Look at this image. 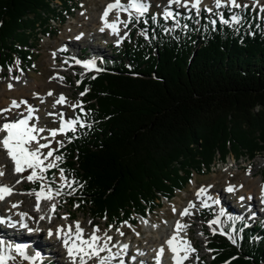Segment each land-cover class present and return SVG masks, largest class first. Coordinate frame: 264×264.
<instances>
[{"label": "trees", "instance_id": "1", "mask_svg": "<svg viewBox=\"0 0 264 264\" xmlns=\"http://www.w3.org/2000/svg\"><path fill=\"white\" fill-rule=\"evenodd\" d=\"M75 1L0 0V65L30 62L34 41L51 19L65 22ZM233 11L224 9L228 24L217 11H183L178 23L148 12L133 21L144 34L134 26L100 71L75 69L84 127L67 133L62 160L48 171L56 180L63 169L72 183L61 203L111 224L136 223L214 164L264 154V11L241 9L239 23ZM232 227L228 218L227 233ZM235 234V244L210 234L213 263L264 264V222Z\"/></svg>", "mask_w": 264, "mask_h": 264}, {"label": "rangeland", "instance_id": "2", "mask_svg": "<svg viewBox=\"0 0 264 264\" xmlns=\"http://www.w3.org/2000/svg\"><path fill=\"white\" fill-rule=\"evenodd\" d=\"M112 2L113 0H76L75 1L76 5L75 7H73L71 15L67 17L66 22H64L63 24H60L58 21L53 22L52 23L53 25L49 26V29L51 31L48 33V35L40 34L39 37L41 38L39 40L34 41V45H32L33 46L32 51L34 54L31 55L32 60L30 62L28 60L20 61L17 59L14 66H12L9 69H4L3 67H0V88H3L4 85L14 81L15 77H19V79H15L17 81L23 78L25 80H28V84H30V81L44 82L51 79L53 81L55 80L56 82H58L59 86L61 87L60 90H66L69 95L67 98L68 101L64 103L65 108H61V115H63L62 117L60 118L56 117V114L52 112H49L52 113V115H49V113H47L45 118H42V116L40 117L38 113H34L33 115L32 123L35 124L36 127L40 125L38 123L41 119H46L44 122L45 126L41 127L45 129V131L42 133H38L39 142L47 143L48 140L52 141L50 148L41 149L42 153L46 154L49 150L55 149L56 151L54 152V156H57V151L60 150V148L63 147L67 142V138L65 134L67 132H70L71 130H68L65 133H58L55 138H52L50 136V130L58 129L61 126L63 120L66 121L71 119H77L79 117L78 114L81 112V108L83 109V100L85 97L81 95V93L79 92L78 89L79 80H77L75 77L74 68L79 67L86 72L92 69H86L85 67H83V63L76 64L75 60L77 59L79 60V57L77 56L90 58L94 55L96 58L98 57L110 58L116 55L117 52L120 51V48L123 47L122 46L123 43H121L118 46L116 45L119 39L121 38L124 39V37L125 39H127L128 32L131 30L132 22L128 24L127 28H125L123 24H121L122 31L120 34H122V37H119L117 35L118 40L115 39L116 37H114V39L110 38L111 35L109 32H105L103 34L96 33L97 32L96 28H98L97 26H99L100 23L96 24V22L93 21V18L98 14H103V12L106 9V6ZM121 2L127 4L129 0H121ZM148 3H149L148 12L153 13L155 17L161 15L163 10L166 7H169L168 0H148ZM192 3H194V0H191V2L188 3L186 7H181L179 5L173 4L170 6V9L174 13H177L178 9L185 11L196 10L195 8L192 7ZM237 3L241 4L242 7L240 8L233 7L234 8L232 14L233 16H235V14H238L240 12L239 10L247 7H252L254 9H260L264 11V0H237ZM58 5H60V3ZM227 5L230 4L224 2V5L217 7L215 5V0H202L199 13L202 12V9L211 8L212 11L218 10V12L221 14ZM236 9H238V11H235ZM110 16L111 17L109 18V20H113L114 17L117 18L118 16L122 21L128 20V14L123 11L115 10L112 12V14H110ZM141 18H145V17H141ZM169 20H175V19H169ZM139 22L140 20L138 21V23ZM137 32L139 33L141 31H137ZM75 33H79L81 35L83 34L82 35L83 39L78 41V43L76 44V48H72L73 44H70L72 43V40H69L68 43V39H74ZM86 35H90L89 38ZM64 44L67 45L66 46L67 48L72 50V52L69 53V57L73 59L71 62L67 60L68 59L67 56L62 55L63 54L62 51L58 52L59 49H63L62 46L60 45H64ZM84 49H87V52H85ZM81 51H84L85 54L82 55ZM86 53L88 54V56L86 55ZM54 56L55 57L57 56L59 60L57 65L56 64L51 65L49 63V59L53 58ZM54 69L63 70L62 72L67 76L65 77L66 79H61L60 81H57V79L54 77L55 74ZM94 72H96V70ZM10 100H15L17 102L19 101L18 98H11ZM21 103L22 102H20V104ZM31 103H33L30 105L33 106V111H34V107L36 106L37 102L31 100ZM73 105H79V107H73ZM10 107L11 104L6 108H10ZM37 108L39 112H41L38 104H37ZM25 109H27L26 105H21V108L19 109L20 110L19 113L21 114L19 113L14 114L15 109H13L12 110L13 112L8 114L7 117L4 118L3 120L14 121L15 118L19 119L21 118L22 115H24L26 111ZM3 120H1V122ZM61 141L63 142V146H60L59 144V142ZM32 147H35V144H33ZM5 156L9 158L7 152L3 148L2 150L0 149V159ZM50 162H55L57 165L59 164V160L53 161V158L46 159L44 161V164L47 165ZM4 167H5V172H4L5 180H7L8 176H11L12 173H16L14 171V164L12 160H9L4 165ZM49 169H47L42 173V175L44 176V180H39V179L34 181L27 180L26 177L30 174L31 170H27L23 173H19V174L16 173V174L19 176L18 180L22 184L21 186L22 189L20 193L22 192L27 193L24 196L25 205L27 203L28 204L31 203L30 204L31 210L39 211L41 213L40 216L44 217L43 220L45 222L47 221L48 223L50 222L48 215H52L55 218L57 217L56 223L52 226L53 228H56L59 222L63 223L64 225L67 222H70L74 226L77 222L84 220V224L87 227V233L85 234V232H83V235L86 236L85 237L86 239L93 233L96 227H99L100 229L99 234L102 237L106 233L107 235L113 238L111 243L109 242L108 245L109 248L118 247L121 240L125 239L126 241L131 240L132 242H134V246L137 248L140 246L142 248L143 246V249H146L153 244L151 243L152 241L157 243L159 240H157L156 234L147 232L145 230L144 224L151 223L152 221L155 224H157L161 230H164L168 227V223L170 222V220H174L175 218L178 217L179 213L183 208L182 206H185L190 202H194L196 205L194 207L195 215L187 217V222H189L188 225L190 224L189 227L191 226L190 242L192 245L196 247V251H198L197 253L198 257H194L193 261H197L198 264H215L213 263V260L215 259L214 253L212 252L213 249L211 248V246L210 247L208 246L210 237L207 234L213 233V228L220 231V227H219V223L217 225L216 224L214 225L211 222L219 219L221 217L220 215L221 212L224 213L225 217L234 214L243 215V213L246 210V207L249 204L248 203L249 198L246 194H244V190L242 189V187L243 185L246 184L247 182L246 179H250L249 180L250 183L258 179H263L264 181V154H258L253 159L242 157L239 158L238 160H234L233 157H229L226 163L224 164L220 162L214 164L211 171H208L202 175H195L191 185L188 187V190L179 192V194L174 198H172L171 200H167L166 198H164L162 201V206L158 208L154 214H150L149 217L146 218H142L140 215H138L137 224L124 222L121 225H119V227H116L114 224L112 226L106 219L93 218L88 210L81 209L76 206H72L68 202L61 203L62 193H64L65 191L68 192V190L71 187H68L67 185L71 184L72 186V183L68 180V178L65 175L62 177L60 173L57 174L56 180L52 179L51 177H50L51 179H49L47 175V171ZM65 178H67V183L65 182ZM36 181L41 182L45 192H47L48 188L51 187L52 189L51 200L44 198H41V200L37 199L35 193L40 192L41 191L40 188H42V186L37 187L39 188V190L36 191L32 190V188L35 187ZM230 186L235 188L233 192L227 191L228 187ZM201 187L206 188V195L204 197H197L196 193ZM57 189H59L60 191L59 195H56ZM219 194H221V196ZM254 196L255 195H251V204H249L248 206L249 210L244 215V217L246 218L245 220L246 221L248 220L247 221L248 227H254L257 221L260 220L264 221V213L262 212L263 203L262 201L258 200L256 196L255 197ZM209 197H211V199H209ZM241 197H243V199H241ZM253 197L256 200L254 199L252 200ZM21 199L22 197L20 198L18 203L21 201ZM204 200L207 201L209 207H205L204 204H201V202ZM214 201H218V202L214 203ZM10 204L11 201L9 202V205ZM37 205L39 206V208H43L42 212L39 210V208L37 210ZM53 205H55V207L58 206V209L55 212V214H53L54 211L52 208ZM6 209H7V205L4 204L3 202H0L1 215L2 218L5 219L6 216L8 215ZM224 215H222V217ZM70 216L73 217L74 219L68 220V217ZM222 221L223 219L221 220V223ZM19 225L21 226V224ZM5 227L6 225L3 224L2 228L5 229ZM21 229L22 231L14 230L16 233L15 236L16 235L21 236L22 234L24 235L26 234L27 237L26 238L24 237L23 239L24 242H20L15 246L21 244H28L30 247H32V251L31 253L25 251V255H21L16 251H9L8 255L14 257V259L8 260L7 264H45L42 263V259L48 256V254H49L48 256L49 259H51L55 264H75L72 262L67 252L65 254L62 252L61 246L63 244L61 241L60 244L58 241L57 243H51V240L49 241L44 234L35 236L37 238L33 237L32 231L35 229V227L31 229H27V228L23 229L21 227ZM203 231H205V233L207 234H205ZM121 232H123V235H120ZM233 236L235 237V235ZM130 238H133V240ZM4 246H9V245H4ZM102 255L103 257L109 256L108 250L106 249L104 252H102ZM26 256L35 257V259L25 258ZM98 261L99 258L92 260L88 264H97Z\"/></svg>", "mask_w": 264, "mask_h": 264}, {"label": "snow or ice", "instance_id": "3", "mask_svg": "<svg viewBox=\"0 0 264 264\" xmlns=\"http://www.w3.org/2000/svg\"><path fill=\"white\" fill-rule=\"evenodd\" d=\"M191 0H168V6L166 7L161 15L164 19H175L174 12L170 9V6L175 4L179 5L181 7H186L188 3H190ZM202 0H194V3H192V7L196 9L197 12H199L200 5ZM225 3L230 4L231 7L234 8H240L242 7L241 4L237 3V0H224ZM215 4L217 7H220L222 4V0H215ZM123 11L128 14V20H120L119 16L117 17L116 21H109L108 17L109 15L114 11ZM207 11L211 12V8H207ZM149 11V3L148 0H129L127 4L122 3L121 0H113L112 3H109L106 6L105 11L102 14V19L104 22V26L99 29V31L104 32L105 29H110L112 34L119 35V25L123 24L125 28H127L128 24L131 23L133 20L139 21L141 17H144ZM221 20L223 23L228 24L229 20L224 19L223 15L220 14ZM232 21H235L239 23V18L236 16L231 17ZM215 23V21H213ZM177 26H179L177 24ZM81 37L78 36L76 39H80ZM119 43V41H118ZM55 55V54H54ZM76 64L83 63V67L86 69H96L97 71H100L96 67V61L93 59H89L88 61H80L75 60ZM15 79H19V77H15ZM12 85H9V88H11ZM84 93H81L83 95ZM48 95H52V92L50 91ZM66 101V97L61 94L59 99L55 101L56 104H64ZM23 104L27 105V101H22ZM73 107H79V105H73ZM20 108V102H17L15 100L12 101L11 107L6 109H0V118H3L5 113L12 112V109H19ZM29 113L32 112V109L29 108L27 110ZM81 111L83 109L81 108ZM19 115V114H18ZM49 115H52V113H49ZM33 120V117L31 115H22L21 118L15 120V121H7L3 124H0V132L5 133L2 137H0V147H2L8 154L9 158L13 161L14 164V171L16 173H23L27 170H31L30 174L26 177L29 181L34 180H44V176L42 173L46 171L49 168L58 167V165L55 162H50L47 165L44 164V161L48 158H53V161L62 160V156H54L55 149L49 150L46 154L41 152V149L50 148V145L52 143L51 140H48L47 143H40L37 133H42L45 131L43 128H37L35 124L30 123V121ZM77 125H80L81 127H84V124L77 118V119H71L63 121L61 126L58 129H52L50 130V136L52 138H55L58 133H65L68 130H71L73 132L76 131ZM90 127V125H88ZM47 139V138H45ZM35 144V147H32V145ZM60 146H63V142H59ZM39 172V174H38ZM60 174L63 177L64 176V170L60 169ZM4 172L0 171V176H3ZM20 181L18 180L17 183ZM65 182L67 183V178H65ZM68 187H71V184L67 185ZM227 191L233 192L234 187H228ZM13 192V188L8 185H0V200H4L6 196L11 195ZM37 196V199H52V189L51 187L48 188L47 192L44 191V188L42 186L41 191L38 193H35ZM60 191L59 189L56 190V195H59ZM197 197H204L206 195V188L201 187L197 193ZM211 199V197H209ZM243 199V197H241ZM204 203L205 207H209L207 204V201H202ZM218 202V201H214ZM17 205H13L12 207H16ZM196 205L195 203L190 202V204L183 209L181 212V215H191L190 212L191 208H194ZM39 206L37 205V210ZM53 210L55 209V205L52 206ZM175 211V209H174ZM23 217L27 216V213H21L20 214ZM220 215H224L223 212H221ZM39 219H44V217H40ZM229 219L232 221V223L236 222V219L238 218H232L229 217ZM3 222V221H0ZM212 224H218L221 223L219 219L214 220L211 222ZM23 227L27 228V223L23 224ZM176 233L167 241L168 246L171 248L172 253H174L173 259L175 261V264H184L186 260L189 259V256L191 253H194L196 250L192 248L191 242L183 237H179L180 231L186 229L188 225L181 224L177 222L175 224ZM99 227H96L93 231V233L85 239L83 236L84 230L81 228L79 222L75 224V231L73 232V227L71 225L67 226V229L61 227L58 229L57 234H61L62 238V244L67 249V254L69 257L73 259L76 264H88V260L93 258H99V264H108V261L113 258V256H105L101 257V253L104 252L106 249L111 252V249L108 247L109 242L112 241V237L107 235L106 233L104 236H98L96 235L97 232H99ZM216 229L213 228V233H216ZM220 234L226 235L227 238L233 243H236V238L231 233H225L222 229L220 230ZM47 235L49 237L53 236L54 233L51 229L48 230ZM120 235H123V232L120 233ZM179 237V239H178ZM128 245H123L124 249H127ZM15 251L17 253H20L21 255H25V249L17 245L15 247ZM161 255L164 252V248L162 247L160 250ZM9 248H5L3 251H0V264H7L8 260L14 259V257L8 255ZM183 253V254H182ZM28 259H35V257H25ZM123 264V262H121Z\"/></svg>", "mask_w": 264, "mask_h": 264}, {"label": "bare ground", "instance_id": "4", "mask_svg": "<svg viewBox=\"0 0 264 264\" xmlns=\"http://www.w3.org/2000/svg\"><path fill=\"white\" fill-rule=\"evenodd\" d=\"M221 5H224V0H222ZM110 17L111 16L109 15L108 20ZM119 19H120V17H119ZM116 20H117V18L114 17L113 20H109V21L111 22V21H116ZM93 21L96 22V24L100 23V25L97 26L98 28H96L97 32L95 31L97 34H99V33L103 34L105 32H109L111 35L110 38L114 39V37H116L115 39L118 40L117 35L112 34L110 29H105L104 32L99 31V29L104 26L102 14L96 15L93 18ZM121 31H122V29H121V24H120L119 25V33H121ZM82 35L79 33H75L74 39H68V43H69V40H72V43H70V44H73L72 48H76V44L78 43V41L83 39ZM78 36L81 37L79 40L76 39V37H78ZM86 36L89 38L90 35H86ZM118 36L122 37V34H119ZM88 38H87V40H88ZM120 40L122 41L123 38L119 39V43L121 42ZM58 46H59V44H58ZM60 46H65V44L60 45ZM61 50L62 49H59L58 52H61ZM67 55L69 56V54H67ZM58 61L59 60H58L57 56L56 57L54 56L53 58L49 59V63L51 65L52 64L57 65ZM54 70H55L54 77L57 79V81H60L61 79H66L65 77H67V76H66V74H64L62 72L63 70H60V69H54ZM10 84L12 85L11 88H9ZM27 84H28V80H25L24 78L20 79L18 81L14 79V81H12L11 83L4 85L3 88H0V109H6L7 106H10V104H12V101H13V100H10L11 98H18L19 99L18 102H22V101L28 102L26 105L27 109H25L26 111H25L24 115H31L33 117L34 113H38L40 115V117L42 116V118H45L47 113L52 112V113L56 114V117L60 118L63 116V115H61V108H65V105L64 104H56L55 101L57 99H59L61 94H63L66 97V101H65V103H66L68 101L67 98L69 95H68L66 90H60L61 87L59 86L58 82L50 79V80L44 81V82H36V81L31 82L30 81V84H28V85ZM50 91L52 92V95H48V93ZM25 97H26V100H25ZM27 97H28V99H27ZM29 98H30V100H29ZM31 100L32 101L34 100L35 102H37L41 112H39V110L37 108V104L34 107V111H33V106L30 105V104H33V103H31ZM21 105H25V104L21 103L20 108H21ZM28 107L32 109L31 113H29L27 111ZM19 109H15L14 114L19 113L20 112ZM10 113H5L3 118H0V124L7 122V121H4L3 119L6 118L7 115ZM19 114H21V113H19ZM16 119H18V118H15L14 121ZM1 120H3V121L1 122ZM45 120L46 119H41L38 123L40 125H38L37 128L44 127L45 126V123H44ZM30 123H32V121H30ZM3 135H5V133L0 132V137H2ZM37 136H38V133H37ZM0 149L2 150L1 147H0ZM0 160H1L0 161V171L5 172L4 165L11 159L8 158L7 156H5V157L1 158ZM18 179H19V176L16 173H12L11 176H8L7 180L4 179V175L0 176V185H8V186L13 188V192L11 195L6 196V198L4 200H0V202H3L4 204L7 205V209H6L7 211L6 212L8 215L6 216V221L9 224L14 223L16 221L23 223V224L27 223V225H28L27 229H31V228L35 227V229L32 231L33 237L39 236L40 234H44L49 241L51 240V243H57V241H58L60 244V241L62 242V238H61V234H57L58 229L63 227L66 230L67 226L71 225L73 227V232H74L75 231V225L73 226L70 222L66 221L67 223L65 225L63 223L59 222L60 224L58 223V226L56 228H53L52 226L56 223L57 217L55 218L54 216L49 215V217H48L50 220L49 223H48V221L45 222L43 219H39L41 217L40 216L41 213L39 211H36V210H31V207H30L31 203L28 204L26 202L27 204L25 205L24 196L27 193H23V192L20 193V191L22 189L21 188L22 184L20 182L16 183V181ZM246 180H247V182L245 185H243L242 189L244 190V194H246L249 198L248 203L251 204V195H255L258 200L262 201V203H263L262 207L264 208V181H263V179L254 180L251 183L249 182L250 179H246ZM219 195L221 196V194H219ZM21 197H22V199L18 203V201L20 200ZM254 197L252 198V200L253 199L256 200ZM10 201H11V204L9 205ZM192 203H194V202H192ZM189 204L182 206L183 208H182L181 212ZM201 204H204V203L201 202ZM249 204H248V206H249ZM13 205H17V206L12 207ZM248 206H247V211L249 210ZM181 212L179 213L177 218H175L174 220H170V222L168 223V227L164 230H161L159 228V226L152 221H151V223L144 224L145 230L147 232L156 234L157 240H159V241L157 243L152 241L151 243H153V244L150 245V247H148L146 249L141 250V248H140L139 252H141V254L138 256L139 259L144 257V256H147V259L145 260L146 263H148L151 259L154 258V259L160 260V264H175V261L173 259L174 253H172L171 248L167 244V241L176 233V229L174 226L177 222H179L181 224L188 225L189 222H187V217L195 215L194 208L190 209V212L192 213L191 215H187V216L181 215ZM21 213H27V216L23 217L20 215ZM263 213H264V209H263ZM0 218H2L1 211H0ZM79 224L86 234L87 233V227L84 224V220H81L79 222ZM189 225L186 229L180 231L179 237H183V238L190 241L191 240V235H190V233H191L190 227L191 226L189 227ZM14 227H15L14 230H17V231H22L21 227L23 229L25 228L22 225L21 226H15L14 225ZM49 229H51L54 233V235L51 237H49L47 235V232ZM184 232H185V234H184ZM186 232H187V234H186ZM96 235L101 236L99 234V232H97ZM83 236H84V238L86 237L85 235H83ZM24 237L26 238L27 235L26 234L25 235L22 234L21 236L20 235L19 236L18 235H16V236L8 235L6 231H4L0 228V244H4V245L14 244V245H16L20 242H24V240H23ZM179 237H178V239H179ZM35 238H37V237H35ZM130 242H131V240H130ZM125 244L126 245L129 244L128 240L125 241ZM191 246H192V248H194L196 250V247L194 245L191 244ZM63 247L64 246L62 245L61 250L65 254L67 252V249L64 247V249H66V250H64ZM162 247L164 248V252L161 255L159 250ZM110 249H111V252H109V251L108 252H109V255L113 256V258L108 261V264H111V263L112 264H120L122 261V258L124 257V256H122V254L125 253V251L119 247H116V248L111 247ZM1 250L2 249H0V251ZM101 257H103L102 253H101ZM194 257H195L194 255H191V258H189L187 261H190V264H196L197 261H193ZM70 259L72 260L73 263L76 264V262H74L71 257H70ZM95 259H98V258L90 259V260H88V263L91 262L92 260H95ZM97 264H99V261Z\"/></svg>", "mask_w": 264, "mask_h": 264}]
</instances>
